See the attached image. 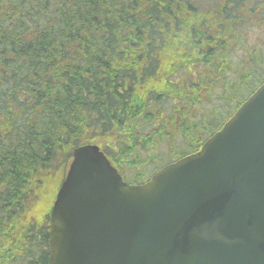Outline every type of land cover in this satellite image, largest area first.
I'll return each instance as SVG.
<instances>
[{"label":"trees","instance_id":"obj_1","mask_svg":"<svg viewBox=\"0 0 264 264\" xmlns=\"http://www.w3.org/2000/svg\"><path fill=\"white\" fill-rule=\"evenodd\" d=\"M247 25L264 28V0H0V264L48 263L44 210L74 148L139 184L221 126L264 82Z\"/></svg>","mask_w":264,"mask_h":264},{"label":"water","instance_id":"obj_2","mask_svg":"<svg viewBox=\"0 0 264 264\" xmlns=\"http://www.w3.org/2000/svg\"><path fill=\"white\" fill-rule=\"evenodd\" d=\"M48 264H264V83L145 184H125L96 145L73 149Z\"/></svg>","mask_w":264,"mask_h":264},{"label":"flooded vegetation","instance_id":"obj_3","mask_svg":"<svg viewBox=\"0 0 264 264\" xmlns=\"http://www.w3.org/2000/svg\"><path fill=\"white\" fill-rule=\"evenodd\" d=\"M209 4V2L208 1H206V7H207V5ZM210 18H212L211 16H206V21H207V19H210ZM216 18V17H215ZM206 27H207V24H206ZM206 34H207V31H206ZM209 67V65L207 64V68ZM218 88L219 87H214V89L212 90V91H210L207 87H206V91H204V98L205 99H209V101L208 102H210V104H209V107L210 106H212V105H214L213 104V101H214V99H217V100H219V99H222V97H221V95L220 94H217L218 92H220V90H218ZM207 103V102H206ZM192 105H193V102H192ZM216 106V105H215ZM203 108L206 110V105L204 106V107H202V105H197L196 107H193L191 110H187V109H185V111L184 110H182V107H180V110L182 111V112H184L185 113V118H187V119H194V118H197V119H200V113L203 111ZM199 109V110H198ZM189 114H191L192 115V117L189 115ZM175 129L179 132V127H180V116H178L177 117V119H176V122H175ZM205 128H206V126H205ZM215 129V130H214ZM220 129V126H217V128H213L212 129V132L210 133V134H207V138L210 136V135H212L214 132H216V131H218ZM206 129H200L199 131H198V133H200V134H203L204 132H206L205 131ZM206 137L202 140V142L200 141V142H197L196 140L193 142V144H192V146H191V149L189 150V152L188 153H185V154H183V156L182 157H184V156H186V155H189V154H192V153H195V152H197L201 147H202V145H203V143L205 142V140L207 139ZM179 159V158H178ZM175 160H177V159H175ZM175 160H173V161H175ZM172 162V161H171ZM170 163V162H169ZM146 166V165H145ZM147 166H149V165H147ZM118 172L120 173V175L122 176V178H124V180H127L126 178V176H127V174L126 173H128V172H126V173H124L123 172V169H122V167L120 166V170H118ZM152 172H149L148 171V169H146V175H147V179H148V177H150V174H151ZM145 181V180H144ZM46 210H48V208H46L44 211H46ZM0 225H1V221H0ZM47 225H48V219H47Z\"/></svg>","mask_w":264,"mask_h":264},{"label":"rangeland","instance_id":"obj_4","mask_svg":"<svg viewBox=\"0 0 264 264\" xmlns=\"http://www.w3.org/2000/svg\"><path fill=\"white\" fill-rule=\"evenodd\" d=\"M221 1V0H219ZM256 11V10H255ZM255 19L257 16H254ZM260 17V16H259ZM249 27H246L244 28L243 27V32H242V35L245 37L246 39V46L247 48H253V49H257L259 47H262V44L264 43V28L258 26V25H247ZM238 43L240 41H237ZM239 46H237L238 48ZM244 53L241 52V50H239V52L236 54V56L238 57L239 55H243ZM226 102V101H225ZM223 100H217V99H214L213 101V104L216 105L217 108H220L221 105H223ZM226 105H228V102H226ZM235 109V105L234 104H230L229 105V110L228 112H222L221 113V118H218V122H222V121H225L229 115L234 111ZM61 172L62 170L60 171H57V174H58V177H59V181L61 180ZM57 188V185L54 184L53 185V190L55 191V189Z\"/></svg>","mask_w":264,"mask_h":264}]
</instances>
